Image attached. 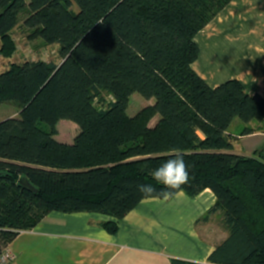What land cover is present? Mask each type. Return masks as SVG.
<instances>
[{
  "label": "trees",
  "instance_id": "16d2710c",
  "mask_svg": "<svg viewBox=\"0 0 264 264\" xmlns=\"http://www.w3.org/2000/svg\"><path fill=\"white\" fill-rule=\"evenodd\" d=\"M231 1L0 0L3 57L17 50L23 13L32 36L62 56L0 71V106L18 108L0 120V254L54 212L98 213L117 233L145 199L137 183L162 199L167 189L145 170L177 149L190 165L181 191L210 189L216 204L202 220L221 217L227 237L206 263L172 264H264V148L236 153L229 131L239 119V135L264 133V97L236 78L210 86L193 69L196 34ZM134 94L153 103L130 115ZM60 120L79 127L70 143L56 138ZM24 176L37 193L21 185Z\"/></svg>",
  "mask_w": 264,
  "mask_h": 264
},
{
  "label": "crops",
  "instance_id": "0c3cea01",
  "mask_svg": "<svg viewBox=\"0 0 264 264\" xmlns=\"http://www.w3.org/2000/svg\"><path fill=\"white\" fill-rule=\"evenodd\" d=\"M195 41L200 54L193 69L207 84L217 87L236 78L250 94L264 97V0L231 1L196 34ZM249 138L261 139L264 133L238 135L237 142ZM249 149L234 151L250 155ZM180 201L197 205L185 224L186 234L181 228L183 216L173 217L169 210ZM215 202L210 189L196 197L180 191L166 201L144 199L123 218L114 234L101 226L110 220L104 215L54 212L35 229L20 232L7 248L15 264H172V258L206 263L227 237L221 217L202 220ZM213 221L217 228L211 227Z\"/></svg>",
  "mask_w": 264,
  "mask_h": 264
},
{
  "label": "rangeland",
  "instance_id": "374dc122",
  "mask_svg": "<svg viewBox=\"0 0 264 264\" xmlns=\"http://www.w3.org/2000/svg\"><path fill=\"white\" fill-rule=\"evenodd\" d=\"M26 17V14L23 13L21 15V23L17 26V28L13 31V38L15 40V44L17 45V50L14 52V54L8 58L3 57V55L0 54V71H5L7 67L11 63H21L25 61L30 60H42L45 59L47 61H56L61 62L62 56L59 53V46L53 45L49 46L44 44L39 38L33 37L31 30L27 29L24 26V19ZM1 40H0V49H1ZM130 106L128 108V112L130 115H136L138 112H140V109L151 105L153 103L152 101H148L141 97L138 94H134L130 98ZM18 108L13 103L8 104H2L0 106V120L8 119L9 116L17 115ZM156 123V118L152 121V126ZM246 125L239 119H236V121L231 125L229 128V131L234 134L236 137L242 133V129ZM58 134L57 139L65 140L66 142H72L74 140L75 135L78 133L79 127L72 121L68 120H60L58 125ZM239 140V139H237ZM252 141H256L255 143H252ZM237 142V141H236ZM254 144V145H253ZM249 148L248 150L250 154H252L254 150H262L264 148V138L261 139H245L244 141H238L237 144L235 143V150L236 149H242V148ZM251 150V151H250ZM195 207V209H194ZM171 208V209H170ZM169 210L173 213V217H175L176 214H179L180 216H183L182 218L184 221L182 222L181 228L183 230V233L186 232L185 224L190 222V219L192 218V212L197 211V205L191 206V204L180 201L177 205L170 206ZM164 213H167L166 208L163 209ZM182 219V220H183ZM211 227L217 228L215 221L211 223ZM183 238H185V235H183Z\"/></svg>",
  "mask_w": 264,
  "mask_h": 264
},
{
  "label": "clouds",
  "instance_id": "9594fccd",
  "mask_svg": "<svg viewBox=\"0 0 264 264\" xmlns=\"http://www.w3.org/2000/svg\"><path fill=\"white\" fill-rule=\"evenodd\" d=\"M189 168L190 165L186 163L184 155L179 150L172 149L170 158L158 167L146 169L145 172L147 176L167 189L159 193V196L166 201L178 195L182 186L189 183ZM136 190L145 199H151L155 194V187L150 183H137Z\"/></svg>",
  "mask_w": 264,
  "mask_h": 264
},
{
  "label": "built area",
  "instance_id": "2783aa9c",
  "mask_svg": "<svg viewBox=\"0 0 264 264\" xmlns=\"http://www.w3.org/2000/svg\"><path fill=\"white\" fill-rule=\"evenodd\" d=\"M0 264H15L14 256L7 247L4 248L3 253L0 254Z\"/></svg>",
  "mask_w": 264,
  "mask_h": 264
},
{
  "label": "water",
  "instance_id": "95a60500",
  "mask_svg": "<svg viewBox=\"0 0 264 264\" xmlns=\"http://www.w3.org/2000/svg\"><path fill=\"white\" fill-rule=\"evenodd\" d=\"M21 185L35 193H37V189H35L31 184L30 182L28 181V179L24 176L22 179H21Z\"/></svg>",
  "mask_w": 264,
  "mask_h": 264
}]
</instances>
